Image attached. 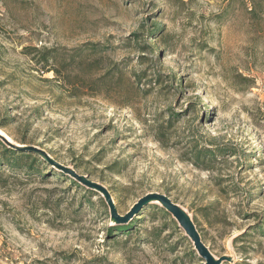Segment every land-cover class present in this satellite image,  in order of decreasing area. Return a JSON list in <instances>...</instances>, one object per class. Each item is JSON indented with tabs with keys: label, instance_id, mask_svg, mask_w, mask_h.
I'll use <instances>...</instances> for the list:
<instances>
[{
	"label": "rangeland",
	"instance_id": "374dc122",
	"mask_svg": "<svg viewBox=\"0 0 264 264\" xmlns=\"http://www.w3.org/2000/svg\"><path fill=\"white\" fill-rule=\"evenodd\" d=\"M0 135L61 166L5 171L0 264H264V0H0ZM151 194L202 250L161 203L100 202Z\"/></svg>",
	"mask_w": 264,
	"mask_h": 264
},
{
	"label": "trees",
	"instance_id": "16d2710c",
	"mask_svg": "<svg viewBox=\"0 0 264 264\" xmlns=\"http://www.w3.org/2000/svg\"><path fill=\"white\" fill-rule=\"evenodd\" d=\"M251 12L254 11L253 7L250 10ZM249 11V12H250ZM95 47V46H94ZM28 50V48H26ZM32 50L40 56L39 60H35V63L42 64V70H45L47 65H49L48 56L50 51L46 50L45 48L37 49L32 48ZM34 59V58H33ZM177 116V115H174ZM193 160L195 161L196 165L203 169H209L212 167L213 163L217 159V155H220V152L212 149V148H196L194 152L191 154ZM50 165L47 161H45L41 156H39L34 151H27L17 148H10L0 139V181L5 182L6 179L4 178L6 175L5 171H8L12 177L17 174H22L23 176L30 177V176H39L42 179L47 178V172H49ZM51 176L56 178L59 181H63L67 183L69 187L72 189H78L79 192L83 191L87 194V202L91 203L90 196H95L96 193L93 190L88 188H84L80 186L75 180L66 176L62 172H56L55 170H50ZM9 174V175H10ZM100 202L107 205L106 201L102 197ZM82 201H80V205L82 206ZM108 206V205H107ZM109 208V207H108ZM155 211L153 212L154 216L161 213L163 216L167 217L172 216L165 208L155 206ZM138 219H133V221L129 222V224H120V225H112L109 226L107 229V236L110 240H115L118 235L122 234L126 237L132 235L133 227L135 223H137ZM170 225H177L178 223L172 217L170 221ZM174 226V227H175ZM176 228V227H175ZM257 231L260 233H264V228L259 226Z\"/></svg>",
	"mask_w": 264,
	"mask_h": 264
},
{
	"label": "water",
	"instance_id": "95a60500",
	"mask_svg": "<svg viewBox=\"0 0 264 264\" xmlns=\"http://www.w3.org/2000/svg\"><path fill=\"white\" fill-rule=\"evenodd\" d=\"M0 139L4 142V144H6L10 148H17V149H22V150H27V151H34L37 154L41 155L43 157V159L46 160L47 162L53 164L57 168H61V166L59 164L52 161L49 157H47V156L44 157L42 155V153L40 152V150L35 148V147H32V146H23V147L16 146V145L12 144L11 142H9V140H7L5 137H3L1 135H0ZM72 175L75 176V178L79 179L76 175H74V174H72ZM105 201L109 207L110 216L113 219H115L117 222H126V221L130 220L132 218V216L134 215V213L136 212L137 208L139 206L149 202V201H155L157 203H161L162 207L165 208L172 215V217L175 219V221L178 223V226L183 229L186 236H188V238L195 245H198L199 248H201V250L203 248L202 242L199 240V238L197 236H195V234L191 231V229L186 225V223L182 220V218L177 213L175 204L163 195L151 194V195H148V196L144 197L143 199L139 200L125 218H119L116 215L115 208H114L112 202L110 201V199L108 197Z\"/></svg>",
	"mask_w": 264,
	"mask_h": 264
}]
</instances>
